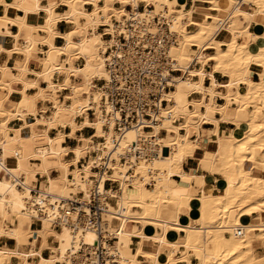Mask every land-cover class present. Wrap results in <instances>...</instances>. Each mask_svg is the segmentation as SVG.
Wrapping results in <instances>:
<instances>
[{
  "label": "bare ground",
  "instance_id": "obj_1",
  "mask_svg": "<svg viewBox=\"0 0 264 264\" xmlns=\"http://www.w3.org/2000/svg\"><path fill=\"white\" fill-rule=\"evenodd\" d=\"M42 1L0 0V55L8 56L0 62V264H77L93 253L101 236L78 217L94 191L112 198L101 223L104 238L115 242L103 244L121 264H264L254 250L264 245V32L251 28L254 14L264 16V0H194L188 10L178 0ZM140 1L154 6L152 15L168 9L180 35L171 53L183 76L163 94L169 102L153 129L120 132L121 115L98 81L109 80L104 53L117 34L151 10H138ZM60 21L70 29L58 31ZM209 61L214 71L205 69ZM252 64L259 80L247 73ZM217 97L225 102L218 105ZM221 122L235 127L224 134ZM203 123L214 126L217 139L199 161L222 177L219 192L203 173L183 166L201 150ZM87 127L91 134L79 133ZM67 137L76 144L65 146ZM154 149L158 154L147 158ZM108 180L116 186H106ZM70 200L83 206L66 214Z\"/></svg>",
  "mask_w": 264,
  "mask_h": 264
},
{
  "label": "built area",
  "instance_id": "obj_2",
  "mask_svg": "<svg viewBox=\"0 0 264 264\" xmlns=\"http://www.w3.org/2000/svg\"><path fill=\"white\" fill-rule=\"evenodd\" d=\"M146 7L151 9L149 13L129 20L126 31L119 32L115 43L107 48L104 57L109 80L98 81L106 92V99L121 115L116 124L120 132L139 125H144L146 130L153 129V124L159 122L161 108L169 102L163 98V94L175 88L176 77L183 76L177 59L171 53L172 48L179 44L180 35L171 26L173 21L167 15L168 9L152 15L154 6L146 5L144 1H140L137 9L145 12ZM127 8L132 9V5H127ZM191 66H199L197 59H193ZM133 153L141 154L140 149L135 148ZM157 154L158 151L154 149L146 152V157ZM123 160L126 161V158ZM108 182L112 181L108 180L106 186ZM111 200L106 194L94 191L87 205L88 211H79L78 220L95 229L101 240L97 241L93 253L86 252L77 264H121L115 249L110 250L103 244V239L105 242H115V238H104L102 234L101 213ZM70 206L72 209L67 210L66 214L76 206H83V203L70 200ZM237 234H243L242 228L238 229Z\"/></svg>",
  "mask_w": 264,
  "mask_h": 264
},
{
  "label": "crops",
  "instance_id": "obj_3",
  "mask_svg": "<svg viewBox=\"0 0 264 264\" xmlns=\"http://www.w3.org/2000/svg\"><path fill=\"white\" fill-rule=\"evenodd\" d=\"M9 1H16V0H9ZM199 2V0H197ZM179 4L178 6H181L182 4L185 5V10H188V9H192V7L194 6V0H178ZM42 4H46V0H43L42 1ZM207 5H209V3H206ZM117 6V5H116ZM65 5H60L56 11L61 13L65 10ZM89 9L92 8V6H88ZM212 13H216V11H211ZM21 14H23V12H20ZM41 14H44L43 12ZM197 19H199L200 17H196ZM71 27L70 23L66 22V21H60L57 25V30L60 31V32H65L67 30H69ZM13 28V29H12ZM11 30L13 32H16L18 30V28L16 26H12ZM251 28H253V30L255 29V31L259 32V33H263L264 32V16L260 13H256L253 15L252 17V23H251ZM40 37H43L44 36V33L40 32ZM7 41H12L11 40V37H7L6 39ZM247 40V37H241L239 38V41L241 42H244ZM55 43L57 45H61L63 43V39L62 38H59L57 37L56 40H55ZM7 54L2 52L1 55H0V62H4L6 60H8V56H6ZM15 56V57H14ZM14 57V58H13ZM17 57V55H13L12 58L9 60V63L12 62L15 58ZM210 70L209 71H214V63L210 64ZM31 67L35 68V64L32 63L31 64ZM197 67V66H196ZM254 67V68H253ZM256 65L255 64H252L250 69L247 71L248 74H250V77L253 79V80H259L260 77H259V74L256 72ZM252 72V73H251ZM216 77L218 79L219 82H224L227 80V78L224 76V74H222L221 72H216ZM211 83V79L209 76H207L205 78V81H204V84L205 85H210ZM218 91L220 92H226L225 88H222V87H218ZM30 92H34V89H31ZM192 97L194 99H200L202 98V94L201 93H193ZM217 101V104L218 105H222L225 100L222 98V97H217L216 99ZM200 109V107H198ZM189 109V107H188ZM232 110V109H231ZM217 116L219 117L220 115L217 114ZM242 117H245L242 115ZM234 124L230 123V122H221L220 123V130L222 131V133L224 134H227L228 132L231 133L232 130L234 129ZM213 128L214 126L210 123H203L202 124V127L200 129V137L202 138L204 136V141H206L208 143V146L209 147H212V149L215 148L216 146V139L217 137L214 135L213 133ZM55 131H52L51 133H54ZM93 132L92 128H85L83 130V134L84 135H89ZM242 130H236V134H241ZM228 133V134H229ZM75 139L71 138V137H67V139H65V141L63 142V144L65 146H68V147H72L73 145L75 144H69L71 141ZM203 140V139H202ZM205 149H208V148H205ZM212 149H209V150H212ZM71 155H69L67 157V159H71L73 157L72 153H70ZM202 155V151L199 150L196 157L194 159H190V160H187L184 162L183 166H184V170L186 172L192 170V169H195L197 172L199 173H203L204 176H205V180L207 181L208 184H210L211 186H214V190L215 189H219L221 186H222V181H221V177L220 175L218 174H212L209 172V170L203 166V163H200L199 161V158L201 157ZM71 157V158H69ZM196 160V161H195ZM174 180H180V177H178L177 175L173 176ZM192 182V181H191ZM115 202V201H114ZM152 229H148L147 232H151ZM180 238H181V235H180ZM183 250V248L181 249V251ZM257 251H255V253L258 255L259 258H263L264 257V245H257L255 247V249ZM180 250H176V256H182L183 254V251L181 252ZM141 256H139L140 258ZM195 258V257H194ZM141 259V258H140ZM144 259V258H143ZM141 259V260H143ZM192 259V258H191ZM193 261V259H192ZM193 262H197V261H193ZM178 264H183V262H179Z\"/></svg>",
  "mask_w": 264,
  "mask_h": 264
},
{
  "label": "rangeland",
  "instance_id": "obj_4",
  "mask_svg": "<svg viewBox=\"0 0 264 264\" xmlns=\"http://www.w3.org/2000/svg\"><path fill=\"white\" fill-rule=\"evenodd\" d=\"M252 6H254V5H252ZM195 26L194 25H190V26H188L187 27V29H189V30H195ZM189 52L190 53H192L193 55H195L196 53H197V51L195 50V48H194V46H192V47H189ZM194 50V51H193ZM207 52H212L213 50L212 49H207L206 50ZM184 52H187V50H185ZM213 63V61H209V64L205 67V69H207V70H210L211 68V66H210V64H212ZM215 66V65H214ZM217 72H221L222 74H224V72L222 71V69H219V70H217ZM248 109H253V107H248ZM233 110V109H232ZM93 130V129H92ZM83 131H81V132H79V133H82ZM229 133V132H228ZM227 133V134H228ZM161 134H165L164 132H162ZM240 134V133H239ZM239 134H237V135H239ZM195 138H196V136H195ZM202 144H201V151H203L205 148H208V149H212V147H209L208 146V143L206 142V141H204V136L202 137ZM76 142L77 141H75L74 140V142H73V140L69 143V144H76ZM74 146V145H73ZM204 146V147H203ZM167 151V150H166ZM70 158V157H69ZM257 158H261L260 156H257ZM247 164H246V167L248 168L249 166H252L251 164H252V162H249V161H247L246 162ZM255 172H257V173H260V174H262L263 173V171L262 170H259V169H256L255 170ZM56 174V172H54L53 173V175H55ZM221 177V176H220ZM221 179H222V177H221ZM115 183V182H114ZM154 181H151V185H148V188H152L153 186L152 185H154ZM107 186H116V183L115 184H111V182H108L107 183ZM215 192H219V190L218 189H215ZM113 204V203H112ZM115 204V203H114ZM263 218H264V213H263ZM227 235H228V233H227ZM3 240V242L5 243V244H8V245H10V246H13V244H14V242H13V240H11V239H6V238H2ZM181 249L182 248H179V249H177L178 251L180 250L181 251ZM256 251V250H255ZM47 252H49V250H46L45 252H44V255H47ZM190 253H192V255H191V258L193 259V261H197L195 258H194V255H193V252L192 251H190ZM256 253H257V251H256ZM258 254V253H257ZM141 259H143V257H140ZM139 258V259H140Z\"/></svg>",
  "mask_w": 264,
  "mask_h": 264
}]
</instances>
